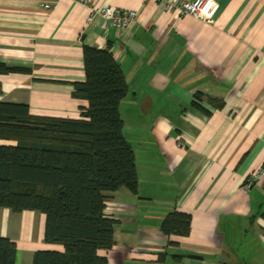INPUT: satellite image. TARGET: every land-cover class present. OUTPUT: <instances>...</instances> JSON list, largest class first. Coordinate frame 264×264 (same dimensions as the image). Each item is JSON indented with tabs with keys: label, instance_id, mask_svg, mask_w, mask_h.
<instances>
[{
	"label": "crops",
	"instance_id": "1",
	"mask_svg": "<svg viewBox=\"0 0 264 264\" xmlns=\"http://www.w3.org/2000/svg\"><path fill=\"white\" fill-rule=\"evenodd\" d=\"M215 1L206 22L165 0H93L138 11L119 29L88 23L90 8L76 0H0V61L26 69L0 75V101L78 119L89 105L73 96L86 78L84 46L109 48L124 72L120 113L138 191L122 187L106 201L117 220L113 247L100 251L107 264H264V181L244 186L264 164V0ZM176 211L191 215L189 234L162 231ZM45 230L41 211L0 207L15 264L64 250Z\"/></svg>",
	"mask_w": 264,
	"mask_h": 264
},
{
	"label": "trees",
	"instance_id": "2",
	"mask_svg": "<svg viewBox=\"0 0 264 264\" xmlns=\"http://www.w3.org/2000/svg\"><path fill=\"white\" fill-rule=\"evenodd\" d=\"M86 78L73 96L88 101L78 119L36 116L26 103L0 101V207L46 215L45 239L64 250H38L33 264H107L117 220L106 201L118 189L138 191L134 148L124 135L120 104L129 87L109 48L84 46ZM26 69L0 61V75ZM201 95L194 105L203 110ZM205 110V109H204ZM166 234L187 235L191 215L169 213ZM16 243L0 236V264H15Z\"/></svg>",
	"mask_w": 264,
	"mask_h": 264
},
{
	"label": "built area",
	"instance_id": "3",
	"mask_svg": "<svg viewBox=\"0 0 264 264\" xmlns=\"http://www.w3.org/2000/svg\"><path fill=\"white\" fill-rule=\"evenodd\" d=\"M77 2L90 8L88 23H93L97 17H101L112 23L119 29H125L138 18V11L134 9H121L113 6H96L93 0H76ZM168 10L179 9L184 14L193 15L206 22H213L220 4L215 0H165ZM51 5L47 4L46 8ZM258 181H264V164L256 170L245 183V189L250 190L251 186Z\"/></svg>",
	"mask_w": 264,
	"mask_h": 264
}]
</instances>
